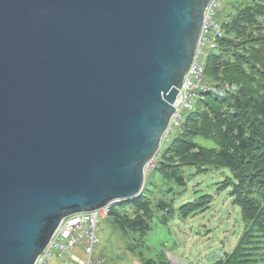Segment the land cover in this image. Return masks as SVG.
<instances>
[{"label":"water","instance_id":"95a60500","mask_svg":"<svg viewBox=\"0 0 264 264\" xmlns=\"http://www.w3.org/2000/svg\"><path fill=\"white\" fill-rule=\"evenodd\" d=\"M210 0H0V264L142 191Z\"/></svg>","mask_w":264,"mask_h":264},{"label":"trees","instance_id":"16d2710c","mask_svg":"<svg viewBox=\"0 0 264 264\" xmlns=\"http://www.w3.org/2000/svg\"><path fill=\"white\" fill-rule=\"evenodd\" d=\"M223 2L220 12L227 0ZM229 16L227 23L218 18L222 35L204 63L200 80L204 89L198 90V98L184 114L181 126L171 130L178 129L179 133L172 138L170 134L163 143L165 147L158 151L161 157L157 158L155 169L159 171L158 164L162 165L167 177L163 194L170 200L158 199L157 211L160 221L167 222L173 211L170 201L185 196L184 167L195 166L197 172L223 169L218 190L228 191L245 226L233 248L221 252L220 261L213 264H264V22L258 19L264 18V0H240ZM219 50L222 52L217 53ZM199 137L205 142L198 141ZM161 186L154 192L149 190L150 185L143 187L139 195L123 201L120 213H113L115 204L112 206L109 215L114 216L113 225L116 226L117 215L121 214L123 220V231L118 228L123 235L115 231L116 248L138 250L131 243L140 245V240L130 242L124 230L130 234L138 232L142 237L153 216L147 193L156 194ZM211 201V196L204 195L199 203L183 201L178 208L185 216H191L207 209ZM142 205L145 216L138 211ZM135 256L140 264H170L164 257L146 258L144 248Z\"/></svg>","mask_w":264,"mask_h":264},{"label":"rangeland","instance_id":"374dc122","mask_svg":"<svg viewBox=\"0 0 264 264\" xmlns=\"http://www.w3.org/2000/svg\"><path fill=\"white\" fill-rule=\"evenodd\" d=\"M239 1L227 0L225 4H222L221 12L219 10L217 14L218 18L223 19V22L227 23L230 19L229 15ZM258 19L261 23L264 22L263 17H259ZM220 52L222 51H217V53ZM223 56L227 55L223 53ZM184 114H187V110L184 111ZM178 133V129L172 131L171 138ZM197 140L205 142L201 137L197 138ZM163 147H165V144L161 145L160 151H162ZM159 152L156 154L155 159L151 161V164L148 165L143 186L150 185L151 188L149 190L154 192L157 186L162 185L158 188L159 191L155 192L156 194L150 191L147 193L149 195L147 201L151 203L149 208L151 209V213H153L148 229L142 234L141 238H139L138 232L130 234L124 230L127 233L125 237L130 242H133L135 238L140 240V245L131 243V246L138 249L137 251L144 248L145 257L150 260L164 257L169 260L170 264H172V260L169 257L181 260L184 264H213L220 261V253L228 252L233 248L244 231L242 228L245 226L240 218L239 209L231 204L228 191L218 190L219 182L224 178V170L212 168L208 171L197 172V167L195 166L184 167L183 175L186 178L185 196L170 201L173 211L169 214L167 222L160 221L162 217L160 216V212L157 211L158 199L164 198L169 201L170 197L163 194L167 177L162 172V165L158 164L159 171L155 169L158 161L157 158L161 157ZM151 175L154 176L151 177ZM153 183L154 185L152 186ZM204 195H209L212 199L207 209L203 211L198 210L191 216H185L178 208V205L183 201L187 202L191 200L193 202L195 200L194 203H199L198 200ZM124 205L125 203L122 200H118L112 208V212L120 213ZM138 211L142 216L146 215L144 205ZM120 215H117L115 219L116 226L112 222V219L114 221L113 215L102 219L97 225L98 250L104 251L106 261L120 257L121 249L115 247V240H117L115 231H119L123 235L120 231L122 230L120 227L121 221H123ZM131 228L135 231L133 224ZM137 251L130 252L128 249H125L123 252H130L129 255L139 261L135 256ZM70 252L78 258L83 259V254L79 251L78 247H74ZM48 262L49 264H64L56 254L51 255Z\"/></svg>","mask_w":264,"mask_h":264},{"label":"built area","instance_id":"2783aa9c","mask_svg":"<svg viewBox=\"0 0 264 264\" xmlns=\"http://www.w3.org/2000/svg\"><path fill=\"white\" fill-rule=\"evenodd\" d=\"M222 1L210 0L204 10V19L196 49L189 69L184 76L183 86L174 103L176 111L163 134L161 144L169 140L172 129L181 126L184 120V111L192 108L193 101L198 98V90L204 89L200 83L204 63L209 54L216 49L218 39L222 35V27L217 17V11ZM150 164L151 162L148 165ZM116 202H107L94 210L78 212L64 217L34 264H49L48 259L53 254L63 257L64 264H70L67 254L74 247L80 248L83 253V259H78L77 264H104L105 256L98 250L99 239L96 230L98 223L109 215L110 209ZM173 264L183 263L173 259Z\"/></svg>","mask_w":264,"mask_h":264},{"label":"crops","instance_id":"0c3cea01","mask_svg":"<svg viewBox=\"0 0 264 264\" xmlns=\"http://www.w3.org/2000/svg\"><path fill=\"white\" fill-rule=\"evenodd\" d=\"M78 249L80 252H82L80 248H78ZM124 250L125 249H121L120 254H119V256H120L119 258H115L114 260L111 259L110 261L109 260L105 261L104 264H140V261L135 260L133 257H131V255H129L130 252L124 253L123 252ZM59 258L64 263V258L63 257H59ZM67 258L70 259V264H76L78 262V259H80L75 254H73L71 252H69L67 254Z\"/></svg>","mask_w":264,"mask_h":264},{"label":"clouds","instance_id":"9594fccd","mask_svg":"<svg viewBox=\"0 0 264 264\" xmlns=\"http://www.w3.org/2000/svg\"><path fill=\"white\" fill-rule=\"evenodd\" d=\"M162 145V144H161ZM155 159V158H154ZM172 262H173V258H171Z\"/></svg>","mask_w":264,"mask_h":264}]
</instances>
